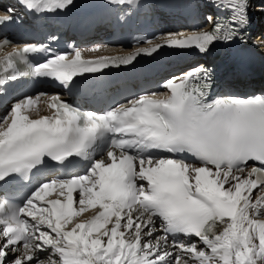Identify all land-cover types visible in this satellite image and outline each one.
Masks as SVG:
<instances>
[{"label":"snow or ice","instance_id":"obj_1","mask_svg":"<svg viewBox=\"0 0 264 264\" xmlns=\"http://www.w3.org/2000/svg\"><path fill=\"white\" fill-rule=\"evenodd\" d=\"M17 3L44 17L74 0ZM208 3L217 9L206 16L210 29L136 37L148 46L128 54L56 50L52 33L48 44L0 56V264H264V94L215 95L203 64L171 74L158 91L122 85L111 94L96 79L164 49L205 54L246 43L254 3L264 14V0ZM3 11L0 26L22 19L14 5ZM12 44L0 36V50ZM26 79L55 81L74 99L9 94Z\"/></svg>","mask_w":264,"mask_h":264},{"label":"bare ground","instance_id":"obj_2","mask_svg":"<svg viewBox=\"0 0 264 264\" xmlns=\"http://www.w3.org/2000/svg\"><path fill=\"white\" fill-rule=\"evenodd\" d=\"M164 1L167 2V3H170L174 7H176V6L180 5V3H183V2H185V3L186 2H189V3H193L194 4V2L197 1V0H164ZM255 8H256V5L254 3L253 10L250 13L251 14V17H253V18L256 17L257 16V13H258V11H256ZM253 11H255V12H253Z\"/></svg>","mask_w":264,"mask_h":264}]
</instances>
